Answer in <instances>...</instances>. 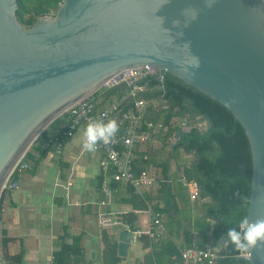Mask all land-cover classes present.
I'll use <instances>...</instances> for the list:
<instances>
[{
  "label": "water",
  "instance_id": "water-1",
  "mask_svg": "<svg viewBox=\"0 0 264 264\" xmlns=\"http://www.w3.org/2000/svg\"><path fill=\"white\" fill-rule=\"evenodd\" d=\"M16 9L17 0H0V197L55 118L119 71L148 64L241 123L252 155L247 217H264V0H62L29 27ZM125 225L121 217L107 231L120 262L131 241ZM246 262L264 264L255 250Z\"/></svg>",
  "mask_w": 264,
  "mask_h": 264
},
{
  "label": "trees",
  "instance_id": "trees-1",
  "mask_svg": "<svg viewBox=\"0 0 264 264\" xmlns=\"http://www.w3.org/2000/svg\"><path fill=\"white\" fill-rule=\"evenodd\" d=\"M61 1L17 0L16 17L21 24L29 27L38 16L55 11ZM144 83L147 86L144 97L153 102L157 101L158 104L161 103L154 107L151 102L146 118L169 125L168 133L178 137L174 142L166 143L164 138L157 135L162 143L159 148L155 144L152 147H147V144H137L133 162L134 171L136 173L141 170L150 171L152 166L160 170L159 175L155 176L157 185L155 197L157 201L163 203V206L155 204L154 209L168 215H175L179 210L177 193L173 188V177L179 174V181H175V184L179 185L180 178L184 176L185 180L194 186L197 199L200 201L199 218L203 222V227L197 229V232L206 239L211 238L212 247L218 246L220 238L227 235V230L237 226L240 220L247 216L252 155L244 128L224 105L170 73L164 72L162 81L150 77ZM118 91V88L107 89L102 96L106 100ZM92 95L98 97L100 91ZM61 120L62 115L55 118L47 128L57 125ZM183 120L185 125H181ZM45 132L46 130H43L36 137L31 148L34 143L44 139ZM180 152L191 154L193 159L188 165L182 168L176 166L172 170V164L175 163ZM30 159L28 150L22 161ZM11 178L16 179L17 174L13 173ZM122 216L130 226H134L133 213ZM139 239L144 247L152 249L145 255L146 263L157 262L156 254L151 248L153 243L146 236H141ZM11 240L12 238H0V262L22 264V249L17 254L8 251L7 244ZM103 243V262L119 263L116 242L104 233ZM64 252L68 253L63 247L57 251L52 264H64L66 262L63 259ZM219 254L220 257L215 264H247L238 257L239 253L234 250V245L230 241L221 247ZM169 255L171 258L172 252L168 253V257Z\"/></svg>",
  "mask_w": 264,
  "mask_h": 264
},
{
  "label": "crops",
  "instance_id": "crops-1",
  "mask_svg": "<svg viewBox=\"0 0 264 264\" xmlns=\"http://www.w3.org/2000/svg\"><path fill=\"white\" fill-rule=\"evenodd\" d=\"M84 129L85 126L81 125L75 130L65 141L58 157L53 147L43 149L41 141L34 143L32 148L30 145L27 151L31 159L25 161L29 167L17 174L18 188L4 190L0 197V238H12L7 244L9 253L17 254L23 250L22 264H52L55 253L62 247L68 251L63 254L64 264H107L103 262V234H109L108 230H101L97 216L102 208L98 202L103 197L101 186L105 180L112 190L106 210L121 217L133 213L132 227L147 228L149 216L146 208L150 206L157 212L154 205L163 206L155 197L156 183L137 192L113 181L100 167L103 153L83 149ZM152 146L154 144H147V147ZM185 209L187 207L179 206L175 215L158 212L166 232L160 238L146 237L153 243L151 248L157 258L152 264H172L173 254L194 243L220 253L224 245L219 243L212 247V239L197 232L203 227L198 206L188 212ZM142 213L146 214L143 220ZM132 243L138 245V251L130 259L128 254ZM151 250L144 247L140 239L130 241L126 261L117 264H148L145 255ZM169 251L172 252L171 258L168 257Z\"/></svg>",
  "mask_w": 264,
  "mask_h": 264
},
{
  "label": "built area",
  "instance_id": "built-area-1",
  "mask_svg": "<svg viewBox=\"0 0 264 264\" xmlns=\"http://www.w3.org/2000/svg\"><path fill=\"white\" fill-rule=\"evenodd\" d=\"M163 80L164 72H161L151 65L145 64L139 67L127 68L119 71L110 77L97 90L100 91L98 97L92 94L72 106L62 113V120L55 126L45 128V137L41 141L43 149L53 147L58 157L63 150V145L75 132V130L94 119H116L119 124V132L116 137L108 144L100 143L97 147L98 152L103 153L100 161L101 169L110 175L113 181L119 182L124 186H130L135 191L141 192V189L152 187L155 178L147 171H134L133 162L135 157V148L137 144H152L155 142V136L164 138L166 143H171L174 139L169 134V125H163L161 122H154L146 118L148 106L153 102L145 98L147 86L144 81L147 78ZM118 88V92L109 99H104L102 94L107 89ZM161 103H152L154 107ZM164 107V106H163ZM181 125H185L184 120ZM28 163L22 159L16 164L8 180L4 185V190H15L18 188L16 179H12L13 173L20 174L27 170ZM186 181L185 177H181ZM103 197L99 200L102 206L98 212V224L101 230H109L115 224H118L121 218L120 214L106 210V205L112 197V190L106 180L101 186ZM197 193L190 194L192 200L197 199ZM149 216L147 228L130 227L125 225V229L131 231V241L146 236L149 239L160 238L166 232L165 224L158 212H154L150 206L146 208ZM239 256L247 260L249 253ZM220 254L212 249L203 248L194 243L189 247L180 249L178 254L172 256V264H215Z\"/></svg>",
  "mask_w": 264,
  "mask_h": 264
},
{
  "label": "clouds",
  "instance_id": "clouds-1",
  "mask_svg": "<svg viewBox=\"0 0 264 264\" xmlns=\"http://www.w3.org/2000/svg\"><path fill=\"white\" fill-rule=\"evenodd\" d=\"M118 132L119 124L116 119L91 120L84 129L83 149L94 152L100 143L111 142ZM246 203L245 200V205ZM227 241H230L234 245V250L241 254L255 250L264 262V217L251 220L245 216L237 226L227 230Z\"/></svg>",
  "mask_w": 264,
  "mask_h": 264
},
{
  "label": "rangeland",
  "instance_id": "rangeland-1",
  "mask_svg": "<svg viewBox=\"0 0 264 264\" xmlns=\"http://www.w3.org/2000/svg\"><path fill=\"white\" fill-rule=\"evenodd\" d=\"M34 2V0H33ZM31 5V3H30ZM55 11H51V15L54 14ZM155 103H158L157 101H155ZM177 119V118H176ZM175 119V120H176ZM176 122V121H175ZM178 122V121H177ZM155 142H153L152 144H155L156 146H158V148L160 147V145L162 144L161 143V140L159 138H157V136H155ZM143 145V144H142ZM193 159V156L191 154H185L183 152H180L178 157L176 158V160L174 161L175 163L172 164V170L176 167V166H179L180 168L184 167L185 165H188V163ZM159 170V169H158ZM155 172L154 174L152 172ZM151 171H148L154 178H156L155 176H158L159 175V171L158 173L156 172L157 171V167H154L152 166L151 167ZM181 173V171H180ZM179 178V174H177L176 176L173 177V188L174 190L176 191V199H177V203L180 207H187V209H185L186 212H188V210L190 209H194V206H198L200 201L197 199V200H192L190 198V194H192L194 192V186L191 184V183H188L187 181H182L181 178H180V184H175V181H179L178 180ZM155 185V183H154ZM183 186V187H181ZM4 193V190L3 192ZM2 195V194H1ZM141 217H142V220L146 218V214L142 213L141 214ZM141 225H144L143 222L141 223ZM137 251H138V245L137 244H134L132 243L131 244V247H130V251H129V254H128V257L130 259H133L135 257V255L137 254ZM1 255V253H0ZM1 264V262H0Z\"/></svg>",
  "mask_w": 264,
  "mask_h": 264
}]
</instances>
